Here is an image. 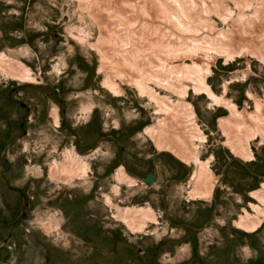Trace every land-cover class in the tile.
I'll list each match as a JSON object with an SVG mask.
<instances>
[{"label":"rangeland","instance_id":"rangeland-1","mask_svg":"<svg viewBox=\"0 0 264 264\" xmlns=\"http://www.w3.org/2000/svg\"><path fill=\"white\" fill-rule=\"evenodd\" d=\"M263 11L264 0H127L126 4L121 0H0V54L15 58L35 75L34 83L20 84L0 73V99L11 92L13 99L31 110L24 128H16L0 140V242L5 240L0 247V264H258L260 258L264 264V222L253 233L235 227L242 209L249 210L248 205L256 203L251 193L261 191L264 185V145H258V138L250 142L252 161L236 158L223 145L226 137L218 127V119L228 116L227 110L213 105L205 95H194L188 86L184 100L192 105L196 123L206 137L200 148L201 160L212 157L209 165L216 184L211 199L200 201L191 200L187 186L176 183L167 189L164 206L158 189L170 176L179 177L169 168L178 160L157 151L144 134L146 127L156 125L159 116L126 80L115 79L119 96L101 87L111 70L107 64L115 61L106 63L103 56L112 51L102 54L101 49L132 53V74H148L152 83L161 72L156 59L148 58L150 54L161 60L181 56L179 62L185 68L192 65L187 52H200L211 58L206 81L217 97L246 113L253 112L256 104L264 110V62L258 54L264 48L256 43L258 39L264 42ZM235 28L245 32L243 38L256 46L251 49L246 44L245 48L233 44L230 52L220 53L208 44L210 34ZM190 76L179 77L174 83L188 85ZM52 89L64 100L70 126L80 117L75 131L94 132L92 137L96 138L83 149L97 144L101 148L99 154L85 160L88 173L100 175L101 195L96 200L86 198L85 205L66 216L48 200L62 193L77 197L79 189L88 191L91 183L86 176L69 185L47 177L48 164L74 145L72 137L61 145L63 133L56 121L60 106ZM153 89L177 100L175 93L158 86ZM86 108H91V113H85ZM14 109L22 110L18 106ZM0 128L1 135L2 122ZM105 135H111L114 142L100 143L98 138ZM118 145L125 149L123 158L128 167L140 178L147 165L150 170L151 156L158 153L154 160L159 167L158 182L152 189L117 184L115 170L122 160ZM111 160L117 163L114 170L103 172ZM3 175L8 185L21 190L30 202L29 208L22 209L26 218L13 227L12 221L22 211L20 197L3 186ZM76 185L80 186L75 188L78 192L71 189ZM116 185L119 188L114 192ZM213 202V221L196 235L177 241L179 229L173 226L194 222V211L204 205L210 211ZM115 205L149 207L156 221L132 234L110 217L115 214ZM89 227L99 228L93 231ZM95 238L101 240L100 245L82 246ZM126 246L132 249L130 256L125 253Z\"/></svg>","mask_w":264,"mask_h":264},{"label":"bare ground","instance_id":"bare-ground-1","mask_svg":"<svg viewBox=\"0 0 264 264\" xmlns=\"http://www.w3.org/2000/svg\"><path fill=\"white\" fill-rule=\"evenodd\" d=\"M126 1L121 0V3L124 2L126 4ZM125 9H131L130 11H132L130 7ZM262 18H264V11L262 12ZM246 35L245 32H238L237 28H235L230 32L228 31V33L210 34V37L208 36L207 38H209V45H213L217 52L223 53L230 52L229 50H231L230 48L233 47V44L238 46L241 44L243 48H245L244 44L247 45L246 48L252 49L255 47L256 45L252 40L243 38ZM77 39L82 40L81 37H77ZM256 43L259 44V48H264L263 41L258 39ZM106 50L112 51V54L108 57L104 55L103 60L106 63L109 62V59H115V61L108 63V66L105 64L111 70L101 82V87L111 95L119 96L120 88L116 85L115 79L126 80L138 91L139 96L146 97L148 102L153 105L154 114L159 116V120L155 126L146 127L144 134L148 135L157 151L171 154L181 164H193L191 165L193 168L190 167V175L186 181L179 183L187 186V195L191 200H210L216 180L209 165L212 157L201 160L200 148L206 142V137L196 123L192 105L184 100L188 86L193 89L194 95H205L213 105L227 110L228 116L218 119V127L222 131L223 136L226 137L223 145L236 158L244 162H250L254 159L250 149V142L255 138L259 140L258 145H264V110L256 104L253 112L246 113L239 111L236 105L223 97H217L206 81L212 62L207 53L195 52L194 54L193 52H187L186 57H190L192 65L185 68L184 64L179 62L181 56H171L161 60L150 54L148 58L156 59V66L161 72V74L155 75L154 78L157 81L153 80L154 83H152L150 82L152 76L148 74H145V77L142 74H132L134 68V56L132 53L123 49L116 52L117 50L114 48L101 49V53L104 54ZM251 53L255 54V52ZM258 54L259 59L264 62V51ZM148 58H143V61H147ZM113 64L115 66H112ZM119 66L125 70L119 69ZM164 69H166L165 72L163 71ZM0 73L20 84L35 82V75L25 65L3 53L0 54ZM186 74L191 75L188 85L182 86L174 83L179 77ZM157 86L171 94L175 93L177 100L171 101L167 96L158 94L153 89V87ZM85 113H91V108H86ZM85 160V156L78 155L73 150H65L60 154L59 159H53L48 164L47 177L50 181L56 180L65 185H69V182L73 180H81L88 175L89 167ZM37 171H40V169L38 168ZM115 171V180L118 185L124 184L125 186L135 187V185L140 184L145 187L143 179L128 174L123 167ZM118 185L113 188L114 192L118 190ZM251 197L256 203L249 204V210L243 208L237 217V221H235V227L246 233L255 232L264 222V185L261 191L252 192ZM106 204L108 206L110 202L107 201ZM113 208L115 214L112 218L114 217L120 221L132 234L141 233L148 224L156 221L155 214L149 207L115 205ZM215 211L216 205L214 204L213 214H215ZM214 216L212 215L205 225H209L213 221ZM166 218L168 219L167 215Z\"/></svg>","mask_w":264,"mask_h":264},{"label":"flooded vegetation","instance_id":"flooded-vegetation-1","mask_svg":"<svg viewBox=\"0 0 264 264\" xmlns=\"http://www.w3.org/2000/svg\"><path fill=\"white\" fill-rule=\"evenodd\" d=\"M52 91H53L52 93L54 95H56V96L58 95L57 94L58 91H56L54 89H52ZM58 96H57V98H58ZM58 104L60 106V110H59V114L56 117V121L60 122L59 127L63 133V140H62L61 145L67 144V142L70 140V137H72L74 145H73L72 149H70V150L75 151L78 155L85 156V159H89V158L91 159L95 154H99L98 151H100L101 148L98 144L96 146H93V147L90 146V149H88V150L83 149L84 145L87 142H90L91 140H94L96 138V137H92V134H94V132L93 133H87V134H85V131H83V130H76L77 131L76 132L75 128H77V125L80 123V121H79L80 117H77V119H75L76 121L70 126V124L68 123V120H67V111L64 107V100L60 97L58 98ZM16 106L20 107L22 110L14 109ZM30 113H31L30 108L28 106H26V104L19 102L18 100L13 99L11 92H8L4 96H2L0 99V122H2L4 125V131L0 135V140L3 138H6L8 136V132H10L16 128H19V127L24 128L25 123H26L24 121H26L28 118L31 117ZM48 118L52 122L51 116L48 115ZM89 118H90V115L88 117V120H89ZM2 128H0V129H2ZM90 129L93 130V127H90ZM114 140L115 139L111 135H105V136L98 138V141L100 143H103L104 141H113L114 142ZM118 152L120 153V156L122 157L121 158L122 160L120 161L121 167H123L128 174L133 175L139 179H143L146 175L153 173L154 169L156 168L155 182H154L153 186L155 184H157L159 167L157 166V163L154 160L156 159V156L158 155V153L151 156V158H150L151 168L149 170L148 165H147V167L144 170L146 172L140 178L139 176L135 175L134 171L131 170L130 167H128L126 161L124 160L123 155L125 153V149L122 146L118 145ZM152 157H153V159H152ZM116 165H117V163L115 161H113V160L108 161L103 172H105V173L108 172V174H109V172L114 170V166H116ZM169 168L174 171V173L172 175H174L175 177H179V178L174 179L170 176L169 179L165 180L163 182V184L160 186V188L158 189V191L160 192V195H161V203L164 206H165L164 199L167 195V189L170 186L175 185L176 183L186 181L187 177L190 175V166L188 167L187 165L181 164L178 161L177 162L175 161L174 166L169 167ZM99 176L100 175H98L97 172H95V175L93 172H89L87 175V177H88L87 180H88V182L91 183L89 186V189H88V191H86L82 188L79 189V190H81V193L77 197L75 195L65 197V195H62L63 193L59 197V194H57L56 196H53L51 198V200H48V203H55L56 206L61 207V211H62L61 215L63 214L66 216V214L75 211L78 207H80V205H85L88 202V200L86 198H92V199L96 200L97 195H101L100 192L102 190V187L100 186L101 180H100ZM254 176L259 177L257 174H255ZM2 184L8 190L19 195V197H20V204L19 205H20L21 210L24 209L25 207L26 208L30 207V202H29V200H26L22 191L15 188V187H10L8 185L4 175L2 176ZM138 185L144 190H150L153 188V186H151L149 188H145L140 184H138ZM78 187H80V186L76 185V186L71 187V189L74 192H78L79 190L75 189ZM75 198H77L76 201H75ZM68 199L70 201H68ZM72 200H73V202H71ZM212 206H213V208L210 211L206 209V208H208L207 205H204L200 208H197V210H195L194 214H193L194 222L191 221L190 222L191 224L190 223H184V222L180 223V224H175L173 227H175L176 229H179V232H178L179 234L177 235L176 240L181 241L185 236L188 237L189 234H192V235L195 234L196 235V233L202 229L203 225H205L208 222V220L212 217V215L216 214V211H215V214H213L214 213V205L212 204ZM210 207H211V205H210ZM26 215H27L26 212L22 210L20 212V214L17 216V218L14 221H12V223H11L12 227L19 225V223L24 218H26ZM110 217H112V216H110ZM203 217H206V219L202 223V226H199L198 224L200 223V220ZM180 219H183V217L180 216ZM2 223L4 225L8 224L6 221H2ZM99 223L101 224L102 222L100 221ZM193 223H195V224H193ZM97 228H99V227H97ZM97 228L91 229V227H89V229L93 230V231H95ZM188 242H189V244L191 243L190 240ZM100 243H101V240H99L98 238H95L93 243H87L86 241H84L82 246H84V245H94L95 246V245H100ZM116 244H118V243H116ZM179 244H182V242H179ZM94 250L95 249H93V251ZM125 253H127V255L130 256L132 253L131 247L126 246ZM66 256L68 258L70 257L69 254H67ZM76 257L80 258L82 256L77 254ZM258 264H263V260H261V258L258 259Z\"/></svg>","mask_w":264,"mask_h":264},{"label":"water","instance_id":"water-1","mask_svg":"<svg viewBox=\"0 0 264 264\" xmlns=\"http://www.w3.org/2000/svg\"><path fill=\"white\" fill-rule=\"evenodd\" d=\"M56 92V91H55ZM153 159V157H152ZM264 159V157H263ZM155 174H156V170H154V172L152 174H148L143 178V184L145 187H149L152 185V183H154L155 181Z\"/></svg>","mask_w":264,"mask_h":264}]
</instances>
